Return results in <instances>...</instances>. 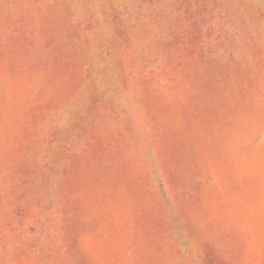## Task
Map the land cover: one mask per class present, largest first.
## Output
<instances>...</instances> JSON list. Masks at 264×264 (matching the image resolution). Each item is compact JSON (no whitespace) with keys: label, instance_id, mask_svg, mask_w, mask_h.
<instances>
[{"label":"rangeland","instance_id":"1","mask_svg":"<svg viewBox=\"0 0 264 264\" xmlns=\"http://www.w3.org/2000/svg\"><path fill=\"white\" fill-rule=\"evenodd\" d=\"M0 264H264V0H0Z\"/></svg>","mask_w":264,"mask_h":264}]
</instances>
